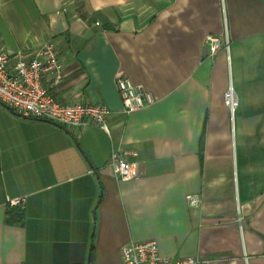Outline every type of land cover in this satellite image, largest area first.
<instances>
[{
	"label": "crops",
	"instance_id": "0c3cea01",
	"mask_svg": "<svg viewBox=\"0 0 264 264\" xmlns=\"http://www.w3.org/2000/svg\"><path fill=\"white\" fill-rule=\"evenodd\" d=\"M226 34L229 53L212 55L206 37ZM49 40L64 74L46 85L106 105L111 135L0 103V264H122L123 245L149 239L195 264H264V0H0V48ZM120 72L154 103L124 113ZM114 150L143 175L117 179ZM21 197L24 225L9 224Z\"/></svg>",
	"mask_w": 264,
	"mask_h": 264
},
{
	"label": "built area",
	"instance_id": "2783aa9c",
	"mask_svg": "<svg viewBox=\"0 0 264 264\" xmlns=\"http://www.w3.org/2000/svg\"><path fill=\"white\" fill-rule=\"evenodd\" d=\"M206 42L212 55L225 48L229 53L228 36L208 35ZM64 74L59 50L54 41H46L32 51L9 53L0 48V103L7 106L15 114L30 119H42L55 122L76 134H81L92 125L103 129L111 135L108 115L109 109L103 104H93L83 101L65 103L57 99L53 91L46 85L49 76L58 85ZM121 94L124 113L130 114L136 110L151 105L155 101L152 92L141 84H136L127 74L120 72L116 78ZM225 103L232 117L239 106V96L232 83L225 92ZM125 154L133 151L119 150L112 152L109 165L113 174L119 180H131L143 175L141 163L130 160ZM191 206H198L201 198L195 194L186 196ZM26 198L11 199V206L25 205ZM122 264H195L199 259L185 257L173 259L160 253L156 240L133 241L121 248Z\"/></svg>",
	"mask_w": 264,
	"mask_h": 264
},
{
	"label": "trees",
	"instance_id": "16d2710c",
	"mask_svg": "<svg viewBox=\"0 0 264 264\" xmlns=\"http://www.w3.org/2000/svg\"><path fill=\"white\" fill-rule=\"evenodd\" d=\"M103 14L101 12L94 13L91 17L102 18ZM105 25L107 24L106 20ZM5 221L9 224L13 225H24L25 222V211L20 206H11L6 211Z\"/></svg>",
	"mask_w": 264,
	"mask_h": 264
},
{
	"label": "rangeland",
	"instance_id": "374dc122",
	"mask_svg": "<svg viewBox=\"0 0 264 264\" xmlns=\"http://www.w3.org/2000/svg\"><path fill=\"white\" fill-rule=\"evenodd\" d=\"M76 2H77V3H80V2H81V0H76ZM233 118H234V116H233Z\"/></svg>",
	"mask_w": 264,
	"mask_h": 264
}]
</instances>
